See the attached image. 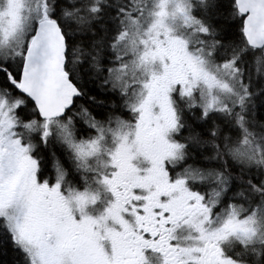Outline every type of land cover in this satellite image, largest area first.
<instances>
[{
  "label": "snow or ice",
  "instance_id": "1",
  "mask_svg": "<svg viewBox=\"0 0 264 264\" xmlns=\"http://www.w3.org/2000/svg\"><path fill=\"white\" fill-rule=\"evenodd\" d=\"M0 264H264V0H0Z\"/></svg>",
  "mask_w": 264,
  "mask_h": 264
}]
</instances>
